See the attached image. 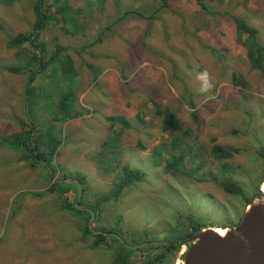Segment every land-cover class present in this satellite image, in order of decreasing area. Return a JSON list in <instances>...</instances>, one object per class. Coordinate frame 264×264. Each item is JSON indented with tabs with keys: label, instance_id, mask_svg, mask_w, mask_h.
I'll return each mask as SVG.
<instances>
[{
	"label": "rangeland",
	"instance_id": "1",
	"mask_svg": "<svg viewBox=\"0 0 264 264\" xmlns=\"http://www.w3.org/2000/svg\"><path fill=\"white\" fill-rule=\"evenodd\" d=\"M36 1L0 3V264H117L119 242L108 239L94 248L95 239L84 234L85 215L61 206H73L80 188L77 206L96 212L92 228L132 246L156 243L186 229L188 222L236 227L246 204L225 194L213 179L223 177L225 165L228 179L249 198L263 193L264 73L251 66L230 15L258 29L264 44V0H201L206 9L196 0H170L171 7L154 19L145 17L162 0H68L91 18L86 33L73 37L54 25L40 42L49 53L56 43L68 47L75 77L67 84L50 71L40 75L31 95L40 105L31 106L30 114L28 75L7 68L25 67L33 53L29 46L10 48L9 40L32 30ZM126 7H137L144 17L115 23ZM98 37L101 42L92 44ZM205 69L213 87L202 93L196 77ZM60 91L71 93L67 104L82 113L79 118L60 117L54 99ZM166 108L180 120L181 130H163L157 111ZM31 116L45 127L34 136L49 131L60 140L55 174L32 167L11 145V136ZM114 117H123L130 127L110 120ZM214 144L239 153L216 160ZM194 147L201 151L202 169L189 166L188 176L166 171L169 160L195 154ZM124 166L140 171L142 178L124 186ZM76 178L83 181H75L78 189L64 196L52 190L56 180ZM125 254V264H145L140 256L153 250Z\"/></svg>",
	"mask_w": 264,
	"mask_h": 264
},
{
	"label": "trees",
	"instance_id": "2",
	"mask_svg": "<svg viewBox=\"0 0 264 264\" xmlns=\"http://www.w3.org/2000/svg\"><path fill=\"white\" fill-rule=\"evenodd\" d=\"M19 0H0V3L4 6H13ZM119 2V0H115ZM197 4L206 9V5L201 0H196ZM170 0H162V4L154 11V13H150L151 17L145 18H153L155 14L161 10H168L170 8ZM33 11L35 16V22L33 24V28L29 33H21L15 37H12L9 40L10 48L22 49L23 47L28 48L31 47L33 53L31 56L28 55V58L25 60L27 64L25 67L19 66H11L8 67L7 70L10 73L17 75H28V86H27V108L28 112L31 114V106L34 108L35 105H40V102L37 99H32L31 95L35 91L34 83L37 81L38 77L46 72H51L58 74V80L62 82H66L67 84H71L73 82V78L75 77V70L73 61L68 53L69 48L65 47L59 43L55 44L54 51L49 53L46 44L40 42V38L43 35L44 31H46L50 26L59 25L62 32L66 35L77 37L80 33L85 34L89 23L87 18L89 19V15L85 14L82 9H73L68 0H37L33 5ZM132 16H140L144 17L143 12L140 9L136 8H128L126 7L122 14L117 18L118 22H123L127 18ZM154 19V18H153ZM91 20V18L89 19ZM230 20L233 22L236 28L237 38L239 43L245 47L247 53V59L250 61L251 66L264 73V44L260 43L258 37V29L247 24L242 18L230 15ZM114 23V25H115ZM110 29L109 27H107ZM3 26L0 24V32H2ZM101 42L100 38H96V42L92 44H99ZM89 47V45H88ZM29 49V48H28ZM35 66V68H33ZM234 79L242 86L243 89L246 87V83L244 81H239L236 75L233 76ZM70 92L60 91L54 99L59 103L58 107L61 109L60 117L63 120H71L75 118H79L82 113H78L74 108L68 106V102L71 100ZM49 105V104H48ZM157 106V105H156ZM160 116L163 117V125L162 128L164 131H179L181 130L180 120L172 113V111L166 108L163 112L157 111ZM35 113V111H34ZM28 118V117H27ZM33 117H29V121L27 125L22 124V128L20 132L15 133L11 136V145L17 148L22 152V160L25 162L31 161L32 167H37L41 165L43 168L47 170V172L56 173L58 170L55 164V155H57V150L60 146V140L53 136L51 132L48 131L49 137L46 138L44 134H36L33 135V132L38 129H43L45 127L39 128L38 123L35 120H32ZM37 118V117H36ZM193 119L196 121L198 118L194 115ZM112 121H119L124 125V127L129 128L130 124L125 121L123 117H114L110 118ZM44 139H46L48 145L45 147ZM195 154L191 156L181 155L179 157L172 158V160L168 161L166 166V171L172 173H180L184 176H188L191 173L189 172V166L198 165L200 169L203 168L204 163H200L198 159L201 154V151L198 148H195ZM239 153L238 150H227L221 147L218 144H214L211 149V155L220 161L230 160L237 156ZM261 155L264 158V147L261 148ZM164 155H162V160ZM30 163V162H29ZM227 165V164H226ZM125 180L123 181V185L133 182L139 181L142 178V173L138 170L131 169L128 166H124L123 168ZM223 177L215 178L213 180L217 181V186L227 195L233 196L240 201L246 204L245 208L252 204V198H249L243 188L237 184L236 182L228 179V167L222 166ZM59 180V179H58ZM54 182L52 190H59L62 192L63 196L71 192L72 188L78 189V185H75V181H80L82 185V180L80 178L74 179L72 182L65 183V181ZM261 185L259 186L260 190ZM258 190V192H259ZM68 202L69 199L65 198ZM77 198L70 202L72 205H68L67 203L63 206L66 210H72L76 214L85 215L87 218V224L85 226V236L92 237L94 240V248L98 247L105 240H113L119 242L116 238L107 236V234H103V232H98L96 229L89 227V221L93 215H96V212L90 208V210L81 209L77 206ZM241 220V219H240ZM240 222V221H239ZM188 227L184 229V238L189 229H193L195 233H200L202 229L210 227L206 224H198L193 226L190 222L187 223ZM227 228V227H225ZM232 228V227H230ZM234 228V227H233ZM106 235V236H105ZM115 241V242H116ZM148 244V243H147ZM120 245V249L125 253L127 251H131L127 249L122 243H117ZM150 244L146 245L144 249H150ZM142 250V249H138ZM114 253L115 262L117 264H125L128 258V255L125 253ZM144 257V256H140Z\"/></svg>",
	"mask_w": 264,
	"mask_h": 264
},
{
	"label": "water",
	"instance_id": "3",
	"mask_svg": "<svg viewBox=\"0 0 264 264\" xmlns=\"http://www.w3.org/2000/svg\"><path fill=\"white\" fill-rule=\"evenodd\" d=\"M80 194L81 188L79 200ZM223 230L225 236L211 227L202 229L191 239L182 264H264V192L246 207L236 227Z\"/></svg>",
	"mask_w": 264,
	"mask_h": 264
},
{
	"label": "flooded vegetation",
	"instance_id": "4",
	"mask_svg": "<svg viewBox=\"0 0 264 264\" xmlns=\"http://www.w3.org/2000/svg\"><path fill=\"white\" fill-rule=\"evenodd\" d=\"M243 215H244V212H243ZM103 234H107V236L116 238L127 249H130L133 251H137L138 249L145 248L146 245L150 244L151 250H153V255H150V254L141 255V256H144V260L147 262L145 264H177L176 263L177 259H180V258L183 259V257L188 252L192 244L191 239L198 233H195L193 229H189L186 234V237L184 238V230H180V231L178 230L172 236L164 238L163 240H158L156 243L152 241L146 245L142 244L138 246L137 245L132 246V245L126 244L120 238L115 237V234H113L112 232L103 231Z\"/></svg>",
	"mask_w": 264,
	"mask_h": 264
},
{
	"label": "clouds",
	"instance_id": "5",
	"mask_svg": "<svg viewBox=\"0 0 264 264\" xmlns=\"http://www.w3.org/2000/svg\"><path fill=\"white\" fill-rule=\"evenodd\" d=\"M196 79L200 83V91L202 93H207L212 89L213 87L212 78L207 69L199 72Z\"/></svg>",
	"mask_w": 264,
	"mask_h": 264
},
{
	"label": "bare ground",
	"instance_id": "6",
	"mask_svg": "<svg viewBox=\"0 0 264 264\" xmlns=\"http://www.w3.org/2000/svg\"><path fill=\"white\" fill-rule=\"evenodd\" d=\"M264 185V184H263ZM261 190H262V187H261ZM262 192H264V187H263V191ZM104 231V230H103ZM110 232V231H109ZM217 232H218V234H220L221 236H225V234L227 233V231H225V230H222V229H217ZM106 236V235H105ZM114 236V235H113Z\"/></svg>",
	"mask_w": 264,
	"mask_h": 264
}]
</instances>
